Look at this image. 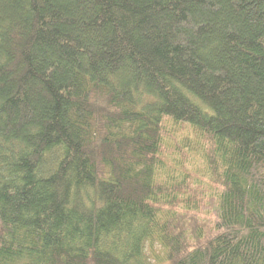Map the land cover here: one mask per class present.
<instances>
[{"label":"trees","instance_id":"obj_1","mask_svg":"<svg viewBox=\"0 0 264 264\" xmlns=\"http://www.w3.org/2000/svg\"><path fill=\"white\" fill-rule=\"evenodd\" d=\"M0 264H264V0H0Z\"/></svg>","mask_w":264,"mask_h":264},{"label":"rangeland","instance_id":"obj_2","mask_svg":"<svg viewBox=\"0 0 264 264\" xmlns=\"http://www.w3.org/2000/svg\"><path fill=\"white\" fill-rule=\"evenodd\" d=\"M194 137L195 136L192 134V136H190L188 139L185 138L184 142L187 143V145L185 146V148H187V150H189V153L191 154L190 155L191 156V158H190V160H191V162H190L191 167L193 166V169L195 171H197V172L200 173L201 171H203V161L200 160L199 155H198L199 153H195L194 152V151H196L195 150L196 145H195V139H194Z\"/></svg>","mask_w":264,"mask_h":264}]
</instances>
